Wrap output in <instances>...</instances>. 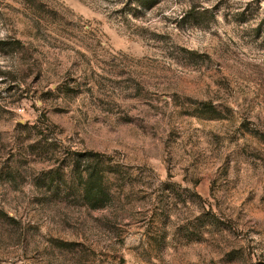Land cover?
<instances>
[{"label": "rangeland", "instance_id": "obj_1", "mask_svg": "<svg viewBox=\"0 0 264 264\" xmlns=\"http://www.w3.org/2000/svg\"><path fill=\"white\" fill-rule=\"evenodd\" d=\"M0 264H264V0H0Z\"/></svg>", "mask_w": 264, "mask_h": 264}, {"label": "trees", "instance_id": "obj_2", "mask_svg": "<svg viewBox=\"0 0 264 264\" xmlns=\"http://www.w3.org/2000/svg\"><path fill=\"white\" fill-rule=\"evenodd\" d=\"M135 3L141 7H145L148 3H158V0H135Z\"/></svg>", "mask_w": 264, "mask_h": 264}]
</instances>
